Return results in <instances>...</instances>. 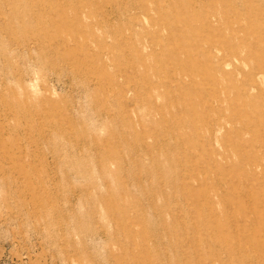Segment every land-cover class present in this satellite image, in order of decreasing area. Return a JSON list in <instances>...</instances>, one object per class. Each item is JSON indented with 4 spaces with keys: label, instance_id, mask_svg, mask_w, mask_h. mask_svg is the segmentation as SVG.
Returning <instances> with one entry per match:
<instances>
[{
    "label": "rangeland",
    "instance_id": "374dc122",
    "mask_svg": "<svg viewBox=\"0 0 264 264\" xmlns=\"http://www.w3.org/2000/svg\"><path fill=\"white\" fill-rule=\"evenodd\" d=\"M0 264H264V0H0Z\"/></svg>",
    "mask_w": 264,
    "mask_h": 264
}]
</instances>
